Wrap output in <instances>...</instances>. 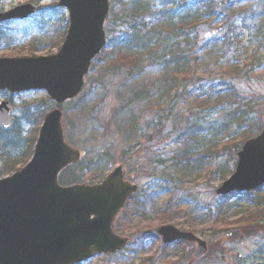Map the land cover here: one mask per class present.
Segmentation results:
<instances>
[{"label":"rangeland","instance_id":"1","mask_svg":"<svg viewBox=\"0 0 264 264\" xmlns=\"http://www.w3.org/2000/svg\"><path fill=\"white\" fill-rule=\"evenodd\" d=\"M58 1L0 0V12L25 4L37 9L27 22L0 25V58L57 53L68 29L67 12L57 8ZM135 1L108 0L103 27L106 45L92 61L81 93L59 108L65 141L80 151V165L101 160V178L91 182L90 175L77 165L63 171L58 183L98 184L112 169L122 166L125 178L137 186V193L114 224L118 234L130 240L129 245L113 256H95L83 264H264V186L248 192V197L241 193L224 199L215 193L221 185L218 168L227 165L234 170L237 162L236 155L228 156L222 149V113L238 109L252 127H264V0H170L169 23L175 28L166 33L155 29L151 56L142 48L144 43L151 46L147 39L152 35L148 37L146 31L128 50L126 40L120 41L131 32ZM206 1L212 3L213 20L184 27V14L196 11L197 3L204 7ZM149 2L154 12L164 10V0ZM183 5L193 8L175 15ZM144 21L147 29L151 23L159 25L150 15ZM119 52L123 58L141 52L140 62L119 63L115 56ZM179 52L185 61L201 60L193 84L177 77L170 94L165 92L161 98L162 86L166 87L170 77L167 72L175 67L166 66V61L176 59ZM136 89L147 94L133 103ZM225 89L235 92V100L228 101L223 95L214 109L197 108L200 95ZM180 93L184 96L175 97ZM1 102L11 104L10 126H0V178H4L27 163L42 119L55 105L38 90L0 91ZM185 117L193 125L189 129ZM134 122L136 127L131 126ZM188 137L193 143L185 170L182 152ZM161 217L203 240L206 256L193 258L194 243L164 250L156 234ZM251 219H257L256 224L248 223ZM246 223L248 227L243 226ZM252 229L261 232L248 235Z\"/></svg>","mask_w":264,"mask_h":264},{"label":"water","instance_id":"2","mask_svg":"<svg viewBox=\"0 0 264 264\" xmlns=\"http://www.w3.org/2000/svg\"><path fill=\"white\" fill-rule=\"evenodd\" d=\"M68 11L66 37L53 56L0 59V91L43 90L57 105L75 98L91 61L105 46L108 0H59ZM31 5L0 14V23L24 20ZM10 104H0V125L9 126ZM80 153L64 140L62 113L55 108L42 122L30 162L0 180V264H80L99 254L122 250L127 238L114 234L112 223L136 186L123 180L118 166L98 185H58V174L79 161ZM234 173L216 190L220 196L264 185V129L237 153ZM164 245L196 242L194 258L206 243L191 233L162 226Z\"/></svg>","mask_w":264,"mask_h":264},{"label":"trees","instance_id":"3","mask_svg":"<svg viewBox=\"0 0 264 264\" xmlns=\"http://www.w3.org/2000/svg\"><path fill=\"white\" fill-rule=\"evenodd\" d=\"M164 1L165 2H162V5H161V8H163L164 10L157 11V12H154V8L152 5H150L151 3L149 2V0H147L146 3H143L141 0L135 1L134 8L132 9L131 16H130V18L134 20V23L129 25L131 32L126 35V38H124V39L121 38V40L118 39L120 41L126 40L125 43L127 44V50H128V47H130V46L135 47L136 44L141 41V38H138L139 34L142 31H146L148 37H149V35H152V37H149L147 39L148 43L151 46H144V45H146V43H144L142 45V48L146 49V52L144 51L146 55L151 56L154 53L153 49H151V48H152V45L154 44L153 40L155 37H154L153 33L156 32L155 29L159 28L161 30V33H162V31L164 33H166L168 30L172 31L175 28L174 25L169 23L171 18H172V16H171L172 12L167 10V8L170 5H172V3H171L172 0L171 1L170 0H164ZM204 4H205L204 7L199 6V3L195 4V5H198V9L196 11L192 12V14L188 13V15H187V13L184 14V12H185L186 8H189V9L193 8V5H183L181 8L178 9V11L175 13V15L179 14V13H183L184 17H182V18L185 19L183 21L184 27L188 26L190 28H193L196 24L200 23L201 21H204V20L211 21V20H213L212 18H214L212 3L206 1V3L204 2ZM146 15H150L153 18H155L157 23H159V25L155 26L154 23H151L150 28L147 29V27H148L147 22L144 21V18ZM139 18H141L142 22H141V20H140V22L138 21ZM178 19L181 20L179 17H178ZM163 20H164V22H163ZM64 36L65 35H63L62 40H63ZM120 41H117V42H120ZM29 48H31V46ZM29 51H32V50H29ZM120 52L118 53L119 56L115 55L117 58V61L119 63H122L124 65H130L133 63L140 62V59L138 57H140L139 55H142L141 52L137 53L138 52L137 51L135 54H128V56H126L124 58L121 57L122 55ZM128 52H131V51H128ZM182 53L183 52H179L177 54L176 59H172V60L170 59L169 61H166V66H169V64H170V65H173L175 67L173 68L172 71L167 72L170 74V77L167 79V82L164 83L166 87L162 86V89H164V90L162 92H160L161 98L166 93L170 94V92L172 91V83L174 82L175 78H177V77L184 79V80L188 79L187 81H189L190 84H193L192 80L196 76L197 67L199 66L201 60L197 57H194L191 60L189 59V60L185 61V56H182ZM190 63H191V65H190ZM142 94L145 97L147 93L143 89H141V90L139 89L138 91L136 89V92L133 93V101L132 102L134 103L135 101L136 102L140 101V99L142 98ZM223 95H225V97H227L228 101L229 100H231V101L235 100V97H236L235 92H233L231 89H225V90H222L221 92H215L214 90H211L208 94H204V95L199 96V98H198L199 101L196 100L197 108H200V109L208 108L207 110H212L215 108V103L217 102V100L219 98L223 97ZM177 96L182 97V96H184V94L183 93H180L179 95L176 94L175 97H177ZM213 99L215 100L213 103L214 105H211ZM172 105H173V103H172ZM213 106H214V108H213ZM230 110L231 109H228L227 112L224 110L225 112L222 113V119H225V121H224V123H222V126H221L223 129V132H224V134H223L224 146H222V149L227 152L228 156H229V154L236 155V153L239 150L242 143H244L246 140L254 138L258 134V132L260 131V129H258V127H255V126L252 127L251 123L248 120H245L242 117L241 113H237L238 109H232L231 111ZM236 113H237V115H236ZM194 115H197V114L195 113ZM185 122H186V128L187 129H189L190 126H193V125H191L189 118L185 117ZM131 126L136 127L137 122H134L133 124H131ZM220 132L222 133V131H220ZM192 143H193L192 137H188L186 140V144H187L186 148H184V152H182L183 153V159H184V163H183L184 165H182V166L185 170H187V168L189 167V164H190V155L191 154L189 152V148H190ZM134 147L136 148L137 144ZM99 161H101V160L98 159L94 163L91 160H89L85 164H82V165L78 164L79 170L82 169L86 176L90 175L89 178H90L91 182L97 181L101 178L100 173H98V172H101V167L99 165ZM233 166L235 167V164ZM16 170L17 169L13 170V172H15ZM232 173H233V169L230 170L227 167V165H223V166L218 168L219 180L221 182H223ZM255 215H257V214H255ZM260 216H262V215L260 214ZM141 218L144 219L145 216H143ZM257 219H259V218H257ZM257 219H255V220L251 219V221H248V223L256 224L255 222L257 221ZM158 223H159L158 224L159 226L168 225V224L171 225L172 221L170 219H167L166 217H161L160 219H158ZM180 226H182V225H180ZM190 226L192 228V225H190ZM243 226L248 227V224L246 223ZM188 229H189V227H188ZM191 230H193V229H191ZM258 232H261V231L252 229V231L248 235L254 234V233L257 234Z\"/></svg>","mask_w":264,"mask_h":264}]
</instances>
